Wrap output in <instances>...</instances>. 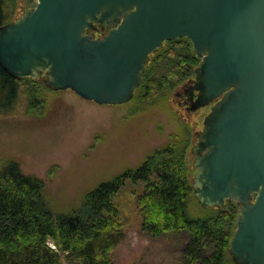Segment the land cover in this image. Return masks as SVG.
Listing matches in <instances>:
<instances>
[{
  "label": "water",
  "instance_id": "95a60500",
  "mask_svg": "<svg viewBox=\"0 0 264 264\" xmlns=\"http://www.w3.org/2000/svg\"><path fill=\"white\" fill-rule=\"evenodd\" d=\"M0 26V65L97 104L129 102L150 57L189 38L200 63L190 109L211 105L195 155L203 208L239 205L229 252L264 264V0H24ZM109 28L96 36V28Z\"/></svg>",
  "mask_w": 264,
  "mask_h": 264
},
{
  "label": "trees",
  "instance_id": "16d2710c",
  "mask_svg": "<svg viewBox=\"0 0 264 264\" xmlns=\"http://www.w3.org/2000/svg\"><path fill=\"white\" fill-rule=\"evenodd\" d=\"M17 6L16 0H0V26L14 19ZM108 30L98 26L95 31L102 36ZM199 63L189 38L166 41L151 55L129 101H138L134 110L166 105L165 94L193 79ZM25 86L32 97L52 90L42 79L18 80L0 65V112L13 109ZM170 136L135 168L87 191L69 212L50 207L42 178L25 174L17 161L0 157V264H114L113 251L126 237L116 199L127 182L142 184L137 195L142 230L152 237L174 231L187 235L181 249L183 264H235L229 243L239 205L226 202L220 208H203L187 162L193 132L182 125Z\"/></svg>",
  "mask_w": 264,
  "mask_h": 264
},
{
  "label": "rangeland",
  "instance_id": "374dc122",
  "mask_svg": "<svg viewBox=\"0 0 264 264\" xmlns=\"http://www.w3.org/2000/svg\"><path fill=\"white\" fill-rule=\"evenodd\" d=\"M16 2L14 19L24 10V0ZM193 79L165 94L166 105L161 102L139 111L134 110L139 107L137 100L97 104L70 89H46L32 97L25 86V94L13 109L0 112V157L17 161L23 173L42 178L50 207L69 212L81 204L87 191L135 168L186 125L193 132L187 154L193 183L192 147L211 108L189 110L182 104L184 87ZM141 191V183L127 182L117 196L126 237L113 251L114 264H183L185 233L174 231L152 237L141 229L137 204Z\"/></svg>",
  "mask_w": 264,
  "mask_h": 264
},
{
  "label": "flooded vegetation",
  "instance_id": "af4514ba",
  "mask_svg": "<svg viewBox=\"0 0 264 264\" xmlns=\"http://www.w3.org/2000/svg\"><path fill=\"white\" fill-rule=\"evenodd\" d=\"M25 7V5H24ZM99 34V33H98ZM189 88H190V83L189 84H186V86L184 87V93H185V96H182L183 98V105H185L186 108H189L190 107V104L192 102V94L189 92ZM189 110H191L189 108ZM194 146V144H193Z\"/></svg>",
  "mask_w": 264,
  "mask_h": 264
}]
</instances>
